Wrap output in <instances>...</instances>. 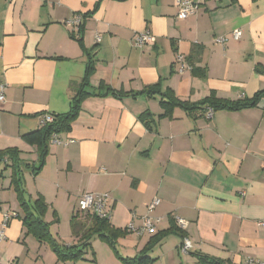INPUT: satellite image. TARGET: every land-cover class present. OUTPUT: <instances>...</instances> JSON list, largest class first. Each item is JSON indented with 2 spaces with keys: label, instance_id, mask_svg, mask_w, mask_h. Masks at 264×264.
<instances>
[{
  "label": "crops",
  "instance_id": "0c3cea01",
  "mask_svg": "<svg viewBox=\"0 0 264 264\" xmlns=\"http://www.w3.org/2000/svg\"><path fill=\"white\" fill-rule=\"evenodd\" d=\"M176 1L0 0V83L6 86L0 150L18 148L21 159L37 161L36 147L24 136L43 126L45 114L70 110L73 85L84 77L94 49L93 88L103 81L138 92L161 80L163 89L191 101L213 91L223 99L251 98L264 89V0H205L186 19L177 16ZM76 14L84 18L82 34L68 23ZM146 31L154 40L137 46L135 36ZM222 37L225 42L217 43ZM178 54L190 69L177 70ZM192 63L206 75L194 73ZM162 113L159 95L84 99L72 130L50 141L43 169L24 175L29 195H42L48 204L45 220L53 236L78 244L72 219L79 198L108 193L116 228L139 226L147 215L160 218L154 233L129 232L117 240L124 257H135L154 234L171 227L172 218H181L190 249L183 251L185 239L172 233L149 252V264H206L197 253L233 264L250 257L264 262V97L257 106L217 110L212 117L197 111L193 118L181 108L172 118ZM1 171L0 227L5 213L19 216L0 243V264H124L98 237L82 258L60 261L47 242L27 233L12 170L2 165ZM156 198L161 201L150 211ZM78 216L90 223L88 215Z\"/></svg>",
  "mask_w": 264,
  "mask_h": 264
},
{
  "label": "trees",
  "instance_id": "16d2710c",
  "mask_svg": "<svg viewBox=\"0 0 264 264\" xmlns=\"http://www.w3.org/2000/svg\"><path fill=\"white\" fill-rule=\"evenodd\" d=\"M84 17H86V15H84ZM83 20L79 25V32L81 34L84 32ZM72 37L82 42V39L77 38L75 34H72ZM94 53L91 51L88 52L86 73L79 82H76L73 85L75 94L71 99L70 110L62 114H52V122H47L40 129L29 132L24 136V139L27 143L36 147L38 154L37 161L31 163L25 161L20 158V150L18 148H8L5 150H0V166L3 165L5 169L11 168L12 170L11 186L17 194L20 207L24 213L23 223L27 229V233L35 236L40 242H47L54 250L60 261L82 258L84 250L91 246V241L94 238L98 237L99 239L108 242L112 246L115 253L119 255L124 264H149L152 260L149 256V252L156 245L160 244L166 236L176 233L183 240L186 238V232L178 226L175 219L172 218L171 227L154 234L151 237L149 243L143 250H141L140 253H138L133 258H129L120 255L117 249V240L129 233L126 228H116L111 224L109 219H102L97 215L88 212L81 214L82 216L88 215L90 223L87 225L86 223L76 220V218L79 217V213H77L72 219V231L75 235L80 237L79 243L76 245L67 246L60 243L53 236L50 229L51 223L45 220V216L48 211V204L44 197L39 195L37 198L33 199L29 195L25 186V172L30 171L34 176L39 174V172L45 166L47 157L50 153V141L54 136L67 133L72 130L73 123L77 119L78 114L82 109V103L87 97H102L111 94L119 97L124 95H147L149 97L159 95L161 107L163 109V113L160 117L172 118L174 109L181 108L190 116L196 118L195 113L197 111L208 112L210 109L213 112L217 110L237 111L244 108L257 106L259 101L264 97V89L259 90L251 98L244 97L238 100L223 99L218 97L213 91L209 96L203 98L202 100L191 101L181 99L171 88L163 89L161 80L153 85L145 87L143 90L138 92L118 91L103 81L100 83L98 88H93L90 86V78L96 70ZM189 63H191V61ZM191 66L194 73L197 74L200 72L199 75L201 77L206 75L205 68L195 67L193 63ZM141 117L143 121L149 126L151 120L147 118V114L145 113ZM0 177H2V171L0 172ZM17 216H19V214ZM197 255L202 263L233 264L229 259L202 253H197Z\"/></svg>",
  "mask_w": 264,
  "mask_h": 264
},
{
  "label": "built area",
  "instance_id": "2783aa9c",
  "mask_svg": "<svg viewBox=\"0 0 264 264\" xmlns=\"http://www.w3.org/2000/svg\"><path fill=\"white\" fill-rule=\"evenodd\" d=\"M205 2V0H177L176 6L178 7V17L180 19H186L188 18L192 13L196 12L201 4ZM83 16L81 14H76L72 20H70L69 24H75L80 25L82 23ZM233 37L235 39H239L241 37V33L238 30H235L233 32ZM98 39H100L98 37ZM154 40V37L150 33V31H146L140 34H137L134 38V42L137 46H143L144 44H147L149 42H152ZM217 43L223 44L225 42V38H217ZM176 67L179 72H184L186 69H190V65L186 61L185 56L182 54H178L176 58ZM5 89L6 86L3 83H0V104L5 102ZM208 117H212L213 111L210 109L207 112ZM53 121V115L52 114H45L42 122L43 125L47 122ZM54 138L55 143H61L58 139ZM110 195L108 193H92V192H86L84 193L78 200V213L79 214H85V213H93L97 215L98 217L102 219H109L112 216V210L110 205ZM160 199L156 198L150 205L149 209L150 211L154 210L160 203ZM17 213H5L4 220L2 222V225L0 227V243L6 238V228L12 219V217H17ZM160 221V218L153 217L150 215H147L143 218V221L141 225L136 226L135 223L130 222L126 229L131 233H136L137 235H144L146 233H154V231L157 229L156 224ZM177 224L178 225H184V220L181 218H177ZM191 247V243L189 240L185 238L183 242L182 249L183 251H188ZM244 264H264V262L254 259V258H248Z\"/></svg>",
  "mask_w": 264,
  "mask_h": 264
},
{
  "label": "rangeland",
  "instance_id": "374dc122",
  "mask_svg": "<svg viewBox=\"0 0 264 264\" xmlns=\"http://www.w3.org/2000/svg\"><path fill=\"white\" fill-rule=\"evenodd\" d=\"M28 176V175H27ZM34 176V175H33ZM25 186H26V183H25ZM78 205V204H77ZM62 217H64V221L61 223V232L62 233H68V228H69V226H68V223H67V221H66V217H65V214H64V216L62 215Z\"/></svg>",
  "mask_w": 264,
  "mask_h": 264
}]
</instances>
